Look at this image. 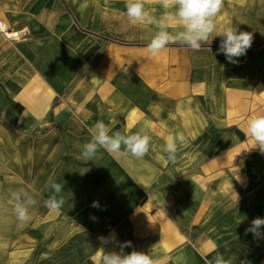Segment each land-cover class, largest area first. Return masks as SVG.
<instances>
[{"label":"crops","instance_id":"0c3cea01","mask_svg":"<svg viewBox=\"0 0 264 264\" xmlns=\"http://www.w3.org/2000/svg\"><path fill=\"white\" fill-rule=\"evenodd\" d=\"M145 7L163 14L158 0ZM0 20L30 30L18 42L0 33V264H101L103 249L127 241L125 253L162 264H205L217 253L264 264V238L245 235L264 218V153L247 134L264 112V0H223L201 49L176 42L155 57L147 44L156 26L132 23L125 0H0ZM226 27L254 37L237 64L217 52ZM97 121L148 134L150 150L94 168L82 151ZM170 163L180 192L130 213L124 191L116 211L117 185L149 184ZM51 181L63 185L58 211L44 206ZM20 189L36 200L25 223L11 200Z\"/></svg>","mask_w":264,"mask_h":264},{"label":"clouds","instance_id":"9594fccd","mask_svg":"<svg viewBox=\"0 0 264 264\" xmlns=\"http://www.w3.org/2000/svg\"><path fill=\"white\" fill-rule=\"evenodd\" d=\"M163 9L162 16L157 19L150 15L146 9V0H125L126 15L132 23H151L157 30L147 44L148 53L155 57L169 44L180 42L192 49L199 50L208 41L209 36L216 30L215 18L219 14L223 0H158ZM169 24L179 25L182 30L174 34L168 30ZM217 36L220 40L218 53H223L228 62L237 64L238 58L246 55L253 43V34L248 31H239L237 28L226 27ZM247 134L254 142V147L264 153V112L255 114L247 122ZM91 140L83 145L82 155L89 161L100 150L104 149L109 154L132 155L142 158L150 150V136L146 133L134 134L113 132L103 121H97L91 134ZM182 139V138H181ZM253 147V148H254ZM168 159L174 161L177 143L169 137L164 145ZM50 195L44 201V206L49 210L58 211L65 203L60 193L63 185L51 181L48 185ZM14 201V212L18 221L25 223L30 219L29 208L36 204V200L28 191L20 189L11 193ZM93 207H98V202H93ZM252 233L254 238H264V218L256 217L251 225L245 229V235ZM102 242H106L101 237ZM91 247V245H88ZM131 246L127 241L121 245L119 252H105L103 249L101 264H162L150 252L133 250L130 253L123 251L124 247ZM205 264H232L231 258L217 253L212 259H206Z\"/></svg>","mask_w":264,"mask_h":264},{"label":"rangeland","instance_id":"374dc122","mask_svg":"<svg viewBox=\"0 0 264 264\" xmlns=\"http://www.w3.org/2000/svg\"><path fill=\"white\" fill-rule=\"evenodd\" d=\"M100 149L94 156V168L98 166L109 167L113 164L114 160L109 156L111 154L106 152H101ZM121 155V154H118ZM187 156V154H185ZM115 163V162H114ZM169 168H160L157 170H153L155 174L152 179V182L146 185H139L132 182L127 185H117V197L112 199V203H114V207L119 212L122 209V198L125 191V198L129 196L130 198V213H133L134 210L142 205L144 199L153 198L156 194H173L180 192V185L177 183V177L174 175V170H176L175 163H170ZM133 176V175H131ZM165 182V183H164ZM168 203L171 202V197ZM127 200V199H126ZM123 200V201H126ZM111 220L114 216H110Z\"/></svg>","mask_w":264,"mask_h":264},{"label":"built area","instance_id":"2783aa9c","mask_svg":"<svg viewBox=\"0 0 264 264\" xmlns=\"http://www.w3.org/2000/svg\"><path fill=\"white\" fill-rule=\"evenodd\" d=\"M0 33H2L6 39L12 40L15 42L27 40L30 37V30L28 27H20V28H8L1 20H0Z\"/></svg>","mask_w":264,"mask_h":264}]
</instances>
